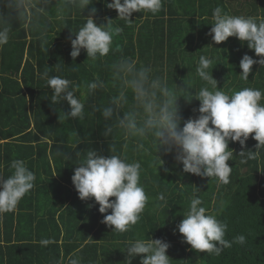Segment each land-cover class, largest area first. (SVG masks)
<instances>
[{
    "label": "trees",
    "instance_id": "obj_1",
    "mask_svg": "<svg viewBox=\"0 0 264 264\" xmlns=\"http://www.w3.org/2000/svg\"><path fill=\"white\" fill-rule=\"evenodd\" d=\"M187 1L163 0L162 10L155 15L134 12L131 26L118 18L117 10L107 7L111 0H92L85 10L72 8L63 14L56 10L60 0H51L43 14L30 19L0 7V24L10 29L9 42L0 47V175L7 178L11 161L22 159L36 177L34 187L16 209L0 215V264H67L73 253L81 258V264H126L127 251L122 249L136 239L169 243L170 264H264V152L244 163L239 156L242 150L255 151L258 141L250 136L244 146L238 141L229 143L232 172L230 182L221 184L215 178L185 173L175 151L165 153L161 148L157 152V146L148 142L147 153L137 150L135 139H126L115 128L106 137L105 127L114 120H105L93 110V106H108L117 94L108 65L121 56L151 66L153 75L177 87V95L188 90L191 101L183 96L178 99L185 121L199 115L195 110L200 101L194 93L205 86L196 74L201 55L212 58L213 70L209 72L220 90L229 94L245 87L264 91L261 65H253L247 81L240 78L243 55L259 59L247 42L233 36L217 44L209 35L217 6L228 15L264 19V0H255L260 5L254 3L258 9L252 13L243 11L249 0H215L211 8L199 13H190ZM32 3L41 7L46 0ZM200 6L206 5L203 2ZM92 8L97 10L94 18L98 24L107 25L111 20L112 26L122 27L123 32L114 37L105 57L92 61L81 50L73 60L70 37L75 38L74 31L85 23ZM46 70L49 76H61L82 86L100 79L107 87L91 96L82 87L77 96L83 92L86 97L85 118H66L70 106L66 100L51 102L52 90L43 78ZM111 146L129 162L141 163L140 184L148 196L140 219L124 233L104 224L107 213L99 212L94 198L80 199L72 182L74 170L88 150L110 156ZM161 159L164 163L157 170L153 163H161ZM161 193L166 204L157 199ZM194 194L202 200L207 214L228 225L227 240L243 234L246 243H233L215 255L198 252L184 242L177 225ZM42 239L51 243L41 246ZM131 264H141V256L132 258Z\"/></svg>",
    "mask_w": 264,
    "mask_h": 264
},
{
    "label": "clouds",
    "instance_id": "obj_2",
    "mask_svg": "<svg viewBox=\"0 0 264 264\" xmlns=\"http://www.w3.org/2000/svg\"><path fill=\"white\" fill-rule=\"evenodd\" d=\"M50 3L51 0H46L43 6L36 7L32 0H0V7L6 6L30 19L34 14H43ZM91 3L92 0H60L56 10L58 14L72 8L85 10ZM107 7L117 10L118 18L131 26L134 12L155 15L162 10L163 0H111ZM96 11L92 8L85 23L74 31L75 38L70 37L73 60L81 50H85L92 61L105 57L112 49L114 37L123 32L122 27H113L111 20L107 25L98 24L94 18ZM212 21L209 35L213 42L219 44L234 36L241 42H247L259 57L254 59L244 54L240 60V78L247 81L253 65L264 67V19L228 15L217 6L213 10ZM9 38V27L0 24V47L7 44ZM212 63L208 56L199 57L196 74L205 82V86L194 93L200 101L199 108L195 110L199 115L185 121L180 115L178 99L183 96L191 101L193 98H188V90L177 95V87H170L166 79L153 75L151 66L138 65L131 57L121 56L114 60L108 68L117 94L111 97L108 106L102 109L93 106V110L100 112L105 120H114L113 125L105 127L104 135L109 136L115 128L126 139L134 138L137 150L147 153L145 142H148L157 146V152L161 148L165 153L175 151V158L182 163L185 173L215 178L218 183L228 184L232 172L228 161L233 157V152L229 151L230 142L238 141L244 146L250 136L258 141L255 151L246 149L239 152L241 163L257 159L264 152V91L245 87L229 94L220 90L217 79L209 72ZM43 78L52 90L51 102L58 104L66 100L70 111L65 113V117L80 120L86 116V97L83 92L77 96V92L83 87L91 96L98 89L107 87L100 79L82 86L61 76H49L47 70ZM111 152L112 155L105 156L96 150H88L83 162L75 168L72 182L80 199L94 198L99 204V212L107 213L103 216L104 224L117 233H124L140 219L148 196L140 184L141 163L129 162L126 155L115 154L112 146ZM161 161L154 162L153 166L162 165L164 161ZM10 170L11 175L7 178L0 175V215L14 211L19 201L34 187L36 179L22 159L12 160ZM157 199L167 203L163 193ZM202 203L194 194L188 211L177 225L184 242L198 252L215 255H220L233 243H246L243 234L227 240L228 225L215 215L207 214ZM50 243L49 239L40 241L41 246ZM169 246L162 239H136L122 250L127 251L126 264H131L136 256H141V264H170ZM67 264H81V258L73 253Z\"/></svg>",
    "mask_w": 264,
    "mask_h": 264
},
{
    "label": "crops",
    "instance_id": "obj_3",
    "mask_svg": "<svg viewBox=\"0 0 264 264\" xmlns=\"http://www.w3.org/2000/svg\"><path fill=\"white\" fill-rule=\"evenodd\" d=\"M215 1V0H189L187 1L188 2V11L190 13L194 12V11H197L199 13V11L203 10L204 8H206L207 10L209 8L212 7V2ZM218 2V0H216ZM204 2V4L206 5L205 7L203 6H200L202 3ZM254 3H257L260 5V3L256 2L255 0H249V2H246L244 3L243 6H245L243 8V11L245 12H255L257 9H258V5L257 4H254ZM197 13V16H199V14ZM261 18V17H260Z\"/></svg>",
    "mask_w": 264,
    "mask_h": 264
}]
</instances>
